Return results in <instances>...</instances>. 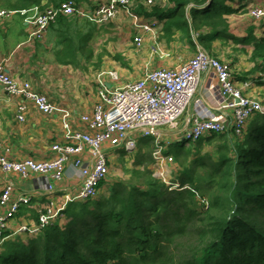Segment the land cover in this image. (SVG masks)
I'll use <instances>...</instances> for the list:
<instances>
[{"label":"trees","instance_id":"16d2710c","mask_svg":"<svg viewBox=\"0 0 264 264\" xmlns=\"http://www.w3.org/2000/svg\"><path fill=\"white\" fill-rule=\"evenodd\" d=\"M6 1L1 8L21 11L70 0ZM230 1H155L136 12L162 22L167 39L182 30L209 50L216 40L245 42L230 32L226 16L238 11ZM81 37L67 24L61 51L76 50ZM246 39L253 60L264 61V38L250 31ZM150 145L108 195L68 202L65 224L56 219L28 243L6 242L0 264H264V113L251 116L242 134L229 129L167 146L166 156L182 166L176 178L188 188L170 190L154 175Z\"/></svg>","mask_w":264,"mask_h":264},{"label":"crops","instance_id":"0c3cea01","mask_svg":"<svg viewBox=\"0 0 264 264\" xmlns=\"http://www.w3.org/2000/svg\"><path fill=\"white\" fill-rule=\"evenodd\" d=\"M156 1L167 4L168 0ZM6 2L0 0V4L4 5ZM98 2L99 0H92V3L84 2L82 5L92 8ZM46 3L43 1L41 6ZM228 4L238 9L236 13L226 16L230 32L236 39H243L245 42L216 40L208 51L229 62L234 80L245 86L244 93L257 97L264 103V61L253 60L254 46L251 39H246L250 31L255 38H264V18L257 20L249 13L253 7L264 8V0H234ZM37 8L42 7L14 10L10 19L0 21V60L5 61L6 69L12 76L30 80L38 91L45 93L61 110L53 115H46L28 102L24 120H20L17 117V107L23 99L10 95L0 84V142L9 148L8 156L13 160L52 158L54 143H65L70 133L87 130L81 116L91 113L99 100L97 75L100 71L115 69L123 76V82L136 80L143 76L146 69L176 68L183 65L195 55L200 46L195 39L196 34H193V43L182 30H177L167 39L163 34L162 22L154 18L159 23L158 37L154 38L148 33L139 48L133 42L135 33L131 20L124 13L103 25H94L86 19L68 16L65 21L53 22L44 40L28 42L30 21ZM67 24L82 37L75 44L76 50L62 52L67 43H62ZM129 65L133 68V74L129 72ZM219 100L216 80L210 82L204 78L195 99L180 121V129L185 127L189 117L214 113L216 110L213 106ZM167 132L163 129V138L171 141L173 136H169ZM140 138L142 137L138 138V142ZM115 156L110 154V162ZM48 180L55 185L56 192L52 197L54 196L58 206L66 205V194L74 193L80 186V179L71 164L67 165L65 176L60 181L35 172L24 176L0 169V195L4 185L10 183L13 186L12 199L31 197L30 204H21L17 215L2 229L0 252L8 241L20 239L28 243L40 234L31 233L23 227H35L40 211L47 206L51 197L49 198L44 185ZM6 210V207H1L0 214ZM61 217L63 215L57 219L60 221Z\"/></svg>","mask_w":264,"mask_h":264},{"label":"built area","instance_id":"2783aa9c","mask_svg":"<svg viewBox=\"0 0 264 264\" xmlns=\"http://www.w3.org/2000/svg\"><path fill=\"white\" fill-rule=\"evenodd\" d=\"M156 0H99L92 8L85 7L73 0L65 1L59 6L45 4L32 16L29 25L28 42L44 40L51 23L60 15L76 16L95 25L113 21L124 13L132 23L133 42L142 47L145 36L149 33L158 37L156 19H146L136 12L138 4H153ZM14 10L0 8V21L10 19ZM250 15L257 19L264 18V8L253 7ZM204 78L216 80L220 100L214 104V113L196 115L187 118L186 125L180 129V121L198 93ZM111 82V86H107ZM0 84L10 95L21 97L17 117L24 120L27 103L46 115L60 111L45 93L38 91L30 80L12 76L6 69L5 61L0 60ZM99 100L91 113L81 116L87 130L70 133L65 143L52 145L54 156L45 160L26 158L13 160L9 158L7 148L0 142V169L27 176L30 172L44 175L55 181L64 178L68 164H71L80 186L74 193H67L68 202L94 199L99 196L100 184L110 173V151L125 149L134 151L139 137H151L153 141L152 169L154 175L162 179L170 190L188 188L178 178L169 176L167 168L166 144L172 141L196 142L212 133H223L232 129L242 134L246 124L255 113H264V103L257 97L244 93L245 86L234 80L229 62L220 59L202 46H198L195 55L176 68L146 69L143 76L132 81H121L118 70H102L97 75ZM247 85V84H244ZM68 115V114H66ZM163 129L170 141L164 140ZM50 198L38 216L35 227L24 226L31 233H39L48 224L61 216L67 205L55 203L54 183H45ZM13 186L5 184L0 195V208L6 207L0 214V233L14 218L21 204H30V196L12 199Z\"/></svg>","mask_w":264,"mask_h":264},{"label":"rangeland","instance_id":"374dc122","mask_svg":"<svg viewBox=\"0 0 264 264\" xmlns=\"http://www.w3.org/2000/svg\"><path fill=\"white\" fill-rule=\"evenodd\" d=\"M129 68H130V70H129L130 74H133L132 66H130ZM137 70H139V69H137ZM120 76H121V81H122L123 76L121 74H120ZM148 142H150V144H151L149 152H152L153 141L151 140V137L140 138V141L138 142L137 147L134 151H126L124 148L122 150L110 151L111 155L114 154L116 156H115V158H112L113 161L111 160V162H110V164H111L110 173L108 175V178L106 179L107 181L102 182L99 186V187H102V189L99 190L100 191L99 196L100 195H108L110 184L113 181H115L116 179H118V178L128 179L130 177L129 170L133 167L134 161L137 157V154L139 153V150H141V148H146L145 144ZM167 146L169 147L171 145L166 144V148H167ZM208 149H211V148H208ZM166 165H167V168L169 170V176H171L172 178H176L177 171L180 172V170L182 169V166H180V164L177 161H174L173 157H170V156H167ZM66 222H67V220H66L65 216L60 218V223L62 225L65 224Z\"/></svg>","mask_w":264,"mask_h":264},{"label":"water","instance_id":"95a60500","mask_svg":"<svg viewBox=\"0 0 264 264\" xmlns=\"http://www.w3.org/2000/svg\"><path fill=\"white\" fill-rule=\"evenodd\" d=\"M107 86L109 87V86H111V84L110 83H107Z\"/></svg>","mask_w":264,"mask_h":264}]
</instances>
